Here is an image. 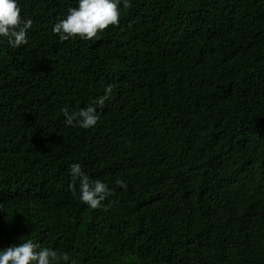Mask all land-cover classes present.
<instances>
[{
  "label": "trees",
  "instance_id": "16d2710c",
  "mask_svg": "<svg viewBox=\"0 0 264 264\" xmlns=\"http://www.w3.org/2000/svg\"><path fill=\"white\" fill-rule=\"evenodd\" d=\"M17 2L33 25L0 38V249L264 264V0H121L118 26L63 43L78 0ZM109 85L94 128L65 124ZM74 163L111 190L100 207L69 189Z\"/></svg>",
  "mask_w": 264,
  "mask_h": 264
},
{
  "label": "clouds",
  "instance_id": "9594fccd",
  "mask_svg": "<svg viewBox=\"0 0 264 264\" xmlns=\"http://www.w3.org/2000/svg\"><path fill=\"white\" fill-rule=\"evenodd\" d=\"M121 0H78L76 7H69L66 16L59 19L53 26L52 32L63 43L69 39L80 38L91 41L109 28L116 27L120 23ZM123 7H131L130 0H123ZM32 19H25L21 15V8L17 0H0V38H3L12 49H17L28 43V32L32 28ZM112 87L105 88V95L98 98L95 106H87L77 112L69 113L67 108L61 112L65 117V124L81 129L94 128L100 117L97 107L103 108L105 102L111 97ZM70 175L73 183L69 189L76 195L75 181H79V201L91 209L101 206V202L111 195L108 186L100 181H90L84 174L79 163L70 166ZM117 184L126 187L123 181ZM75 264L66 253H58L55 249L41 247L39 244L28 240L4 249H0V264Z\"/></svg>",
  "mask_w": 264,
  "mask_h": 264
}]
</instances>
